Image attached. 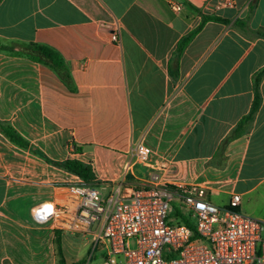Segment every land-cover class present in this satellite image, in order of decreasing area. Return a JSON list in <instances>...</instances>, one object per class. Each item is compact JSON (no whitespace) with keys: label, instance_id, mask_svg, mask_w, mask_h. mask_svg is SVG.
I'll list each match as a JSON object with an SVG mask.
<instances>
[{"label":"crops","instance_id":"1","mask_svg":"<svg viewBox=\"0 0 264 264\" xmlns=\"http://www.w3.org/2000/svg\"><path fill=\"white\" fill-rule=\"evenodd\" d=\"M202 16L225 21H206L178 56ZM30 42L57 50L70 86L11 53ZM263 66L264 0H0V122L28 142L0 131V264H59L56 231L64 264L105 256L102 242L92 249L97 222L81 233L35 220L36 206L86 183L46 158L89 164L86 184L103 194L123 181L238 193L237 210L264 221V75L245 131L225 140ZM137 144L150 150L145 163Z\"/></svg>","mask_w":264,"mask_h":264},{"label":"built area","instance_id":"2","mask_svg":"<svg viewBox=\"0 0 264 264\" xmlns=\"http://www.w3.org/2000/svg\"><path fill=\"white\" fill-rule=\"evenodd\" d=\"M134 150L139 162L148 161V147L137 144ZM240 201L233 193L227 204L217 206L194 185L123 181L103 194L92 184L71 183L57 204L36 206L33 216L81 233L97 222L92 249L102 242L105 255L98 264H264V221L238 211ZM174 203L185 211H174ZM118 255L123 261L117 262ZM89 261L90 255L82 264Z\"/></svg>","mask_w":264,"mask_h":264},{"label":"trees","instance_id":"3","mask_svg":"<svg viewBox=\"0 0 264 264\" xmlns=\"http://www.w3.org/2000/svg\"><path fill=\"white\" fill-rule=\"evenodd\" d=\"M208 20H215V21H225L215 16H202L201 22L197 27H195L192 31H190L185 36L181 37V39L177 43V47L175 53L179 56L182 51L185 49L187 44L192 40V38L196 35V33L201 29L203 24ZM16 55H25L29 57L31 60L40 62L46 66H48L51 70H53L59 77L70 86L71 83V76L69 73V69L65 64L62 56L55 50L54 48L45 45L30 42L26 45V51H13L11 52ZM264 75V66L259 69L253 75L252 79V88H253V100L249 109V112L242 116L238 121L235 128L232 130L231 134L225 139L229 140L231 138L237 137L241 135L245 131V126L248 122L252 119L254 113L258 109L261 101V96L259 93V83L261 78ZM0 131L15 145L21 148H27L28 142L17 133V131L9 124L0 122ZM77 151H80L81 148L77 147ZM47 161L61 167L64 170H67L77 176H79L84 182L89 183L94 179V173L89 164H85L79 159L72 158L66 159L62 161H53L46 158ZM169 187H173L172 185H168ZM182 222L191 225L189 220L186 216L181 217ZM55 246L56 252L58 257V263L64 264V260L61 253V243L58 236L57 231L55 232Z\"/></svg>","mask_w":264,"mask_h":264},{"label":"rangeland","instance_id":"4","mask_svg":"<svg viewBox=\"0 0 264 264\" xmlns=\"http://www.w3.org/2000/svg\"><path fill=\"white\" fill-rule=\"evenodd\" d=\"M100 191H101V190H100ZM210 201H211L212 203H214L215 205L221 207V206L225 205V204H223V203H227L229 200H228V197H227V196H224V195H218V196H213V198L210 199ZM173 206H174V211H177L178 209L184 210L182 207H180V204H178V203H174ZM174 211L170 213V215H169L170 217H172V216L175 215V214H174ZM184 211H185V210H184ZM172 223H175V222H172ZM81 240H82V239H81ZM132 245H133V242H132ZM90 252H91V250H90ZM90 252H89V253H90ZM93 253H94V251H92V254H93ZM97 254H98V253H97ZM86 259H87V257H86ZM116 260H117V262H118L119 260L123 261V257H122L121 255H118V256H116ZM100 261H101V260H99V257L96 258V257L94 256L88 264H98Z\"/></svg>","mask_w":264,"mask_h":264}]
</instances>
